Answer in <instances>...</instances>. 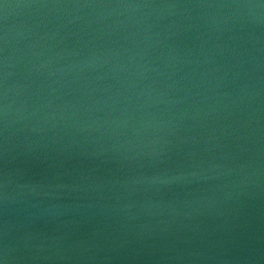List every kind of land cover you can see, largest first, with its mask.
Returning a JSON list of instances; mask_svg holds the SVG:
<instances>
[{
	"label": "water",
	"instance_id": "95a60500",
	"mask_svg": "<svg viewBox=\"0 0 264 264\" xmlns=\"http://www.w3.org/2000/svg\"><path fill=\"white\" fill-rule=\"evenodd\" d=\"M0 264H264V0H0Z\"/></svg>",
	"mask_w": 264,
	"mask_h": 264
}]
</instances>
